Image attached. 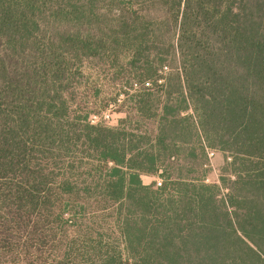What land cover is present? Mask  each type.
I'll return each mask as SVG.
<instances>
[{
	"label": "trees",
	"instance_id": "16d2710c",
	"mask_svg": "<svg viewBox=\"0 0 264 264\" xmlns=\"http://www.w3.org/2000/svg\"><path fill=\"white\" fill-rule=\"evenodd\" d=\"M0 264H264V0H0Z\"/></svg>",
	"mask_w": 264,
	"mask_h": 264
},
{
	"label": "rangeland",
	"instance_id": "374dc122",
	"mask_svg": "<svg viewBox=\"0 0 264 264\" xmlns=\"http://www.w3.org/2000/svg\"><path fill=\"white\" fill-rule=\"evenodd\" d=\"M90 62L84 68L86 83L79 91L86 98V101L97 105V107H92L96 113L90 116V122L92 124L115 126L125 114L134 109L136 92L130 87L128 75L123 71L122 59H117L108 67L99 65L98 61ZM165 72H168V70ZM81 107L86 106L81 105ZM142 120L144 119L138 116L131 119V126L140 128L139 130H143L145 127L150 129L152 126L154 129V121L147 125ZM208 156L210 157V165L205 173L209 182H216L220 175V169L224 166L226 160L225 154L214 150L209 152ZM159 180L161 179L156 175L141 176L144 185Z\"/></svg>",
	"mask_w": 264,
	"mask_h": 264
},
{
	"label": "built area",
	"instance_id": "2783aa9c",
	"mask_svg": "<svg viewBox=\"0 0 264 264\" xmlns=\"http://www.w3.org/2000/svg\"><path fill=\"white\" fill-rule=\"evenodd\" d=\"M156 182H157V181H156ZM160 182H161V181L159 180V181L157 182V185H160Z\"/></svg>",
	"mask_w": 264,
	"mask_h": 264
}]
</instances>
